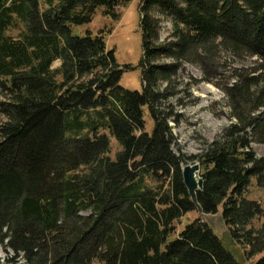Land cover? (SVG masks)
Segmentation results:
<instances>
[{
	"label": "trees",
	"instance_id": "16d2710c",
	"mask_svg": "<svg viewBox=\"0 0 264 264\" xmlns=\"http://www.w3.org/2000/svg\"><path fill=\"white\" fill-rule=\"evenodd\" d=\"M132 1L0 0V244L26 264H264V157L253 149L264 145V0H142V92L121 85L133 68L108 48L110 31H73L99 12L119 20ZM19 23L26 31L9 36ZM186 63L206 82L231 72L222 87L235 120L192 157L173 150L157 106ZM187 161L201 164L198 199L223 214L224 239L199 217L184 224L198 214Z\"/></svg>",
	"mask_w": 264,
	"mask_h": 264
},
{
	"label": "rangeland",
	"instance_id": "374dc122",
	"mask_svg": "<svg viewBox=\"0 0 264 264\" xmlns=\"http://www.w3.org/2000/svg\"><path fill=\"white\" fill-rule=\"evenodd\" d=\"M141 3L142 0H133L128 7L118 8L116 13L120 15L119 20L105 17L102 12H99L92 24L73 28L76 36H84L86 31H91L94 34L100 31L111 32L107 39L108 48L115 51L121 68L126 66L133 68L123 73L121 85L133 92L143 91L141 71L138 68L143 57L140 28ZM172 30L173 23L169 19L163 18L161 21L162 41L171 35ZM25 31V25L19 23V26L8 35L17 38ZM255 60L256 58H248L246 61L238 63L237 67L252 66ZM161 63L168 64L169 60H162ZM60 66L61 62L57 61L54 64V69ZM220 73H224L222 79L216 78L212 82H206L204 71L200 66L191 63L184 64L177 76L172 79L171 90L167 95L168 99L161 100L157 105L169 117V124L175 135L173 150L177 154H184L188 157L202 155L209 145L218 141L225 131L234 124L230 101L222 87L226 84L231 72L222 69ZM146 118L148 121L147 130L152 131L154 124L147 113ZM253 149L258 157H264V145L253 143ZM119 150L118 145L113 142L112 156L115 157ZM187 163L194 162L187 161ZM253 198L263 200L261 193L255 189ZM196 217H199V212L189 215L184 224L193 221ZM211 225L213 230L219 232L224 239L227 227H224L220 219H213ZM9 252L10 250L6 246L0 244V264H26L24 259H18L13 252ZM247 264L253 263L248 262Z\"/></svg>",
	"mask_w": 264,
	"mask_h": 264
},
{
	"label": "water",
	"instance_id": "95a60500",
	"mask_svg": "<svg viewBox=\"0 0 264 264\" xmlns=\"http://www.w3.org/2000/svg\"><path fill=\"white\" fill-rule=\"evenodd\" d=\"M201 171H202V168L199 162L188 163L183 169L184 182L189 191L192 202L194 206L196 207L197 211L199 212V217L205 220V222L208 223V225L211 228H212L211 222L213 221V219H218V218L220 219V221L223 223L224 227L226 228L227 224H226V221L222 213H218L216 215L206 214L199 202L198 194L199 192H202L205 187V181L201 175ZM213 231L220 239H222V236L219 232H216L215 230Z\"/></svg>",
	"mask_w": 264,
	"mask_h": 264
}]
</instances>
